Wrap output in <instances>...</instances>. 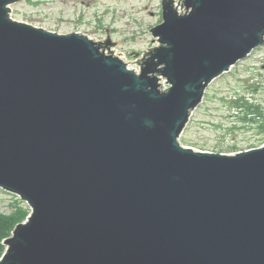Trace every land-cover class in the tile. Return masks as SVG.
I'll return each mask as SVG.
<instances>
[{
	"label": "water",
	"instance_id": "water-1",
	"mask_svg": "<svg viewBox=\"0 0 264 264\" xmlns=\"http://www.w3.org/2000/svg\"><path fill=\"white\" fill-rule=\"evenodd\" d=\"M19 1L0 0V188L31 211L0 264H264V145L179 140L209 84L264 45V0H161L158 44L128 62L107 31L12 19Z\"/></svg>",
	"mask_w": 264,
	"mask_h": 264
},
{
	"label": "rangeland",
	"instance_id": "rangeland-1",
	"mask_svg": "<svg viewBox=\"0 0 264 264\" xmlns=\"http://www.w3.org/2000/svg\"><path fill=\"white\" fill-rule=\"evenodd\" d=\"M10 17L58 34L79 32L95 41L107 31L115 42L109 48L125 62L136 61L158 44L149 30L162 22L161 0H21L10 5ZM236 102L244 108L233 107ZM262 124L264 45L209 84L179 140L197 150L235 153L264 143ZM19 206L26 209L25 221L31 211L28 204L0 188L1 214Z\"/></svg>",
	"mask_w": 264,
	"mask_h": 264
},
{
	"label": "trees",
	"instance_id": "trees-1",
	"mask_svg": "<svg viewBox=\"0 0 264 264\" xmlns=\"http://www.w3.org/2000/svg\"><path fill=\"white\" fill-rule=\"evenodd\" d=\"M232 105L233 107L239 110H242L244 108L243 105H240L238 102ZM263 131H264V124L260 126V132H263ZM25 211L26 209L23 208V206H19V207H16L9 214L0 213V257L5 250V245L3 244V241L9 236H11L15 225L23 221V219L26 216Z\"/></svg>",
	"mask_w": 264,
	"mask_h": 264
},
{
	"label": "built area",
	"instance_id": "built-area-1",
	"mask_svg": "<svg viewBox=\"0 0 264 264\" xmlns=\"http://www.w3.org/2000/svg\"><path fill=\"white\" fill-rule=\"evenodd\" d=\"M130 68L136 69V71H138V69H139L138 66H136V67H130ZM161 82H162V88L168 87L165 79H162ZM263 145H264V143L261 144L260 146H263Z\"/></svg>",
	"mask_w": 264,
	"mask_h": 264
}]
</instances>
